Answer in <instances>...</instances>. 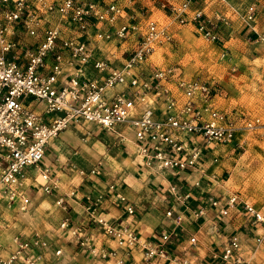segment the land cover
<instances>
[{
	"label": "built area",
	"instance_id": "built-area-1",
	"mask_svg": "<svg viewBox=\"0 0 264 264\" xmlns=\"http://www.w3.org/2000/svg\"><path fill=\"white\" fill-rule=\"evenodd\" d=\"M137 0H0V203L27 211L31 197L26 189L28 170L38 173L36 181L46 193L60 189V179L50 166L42 165L52 139L74 123L88 121L125 137L120 127L135 132L137 152L147 167L155 171L199 169L205 149L218 145L245 147L252 140L264 141V114H244L217 105V86L201 76H188L181 63L149 61L162 46L176 39V28L192 24L206 40L223 43L222 28L229 19L222 13L208 15L203 0H158L169 21H162L148 8L129 12ZM128 3V4H127ZM254 20V11L248 15ZM175 24V26H174ZM258 40L264 43V31ZM106 42H129L122 55L98 57V47ZM154 68L147 71L145 64ZM97 74H90V69ZM156 103L155 107L146 106ZM194 135L202 137L198 143ZM217 161L219 158L216 156ZM81 175L97 169H79ZM44 181L38 179L39 176ZM200 184V181H197ZM115 189V185H111ZM172 191L181 196L175 186ZM74 193V192H73ZM123 201L127 197L117 191ZM68 194L57 197V204L68 210ZM103 193L86 195L85 209L120 247H100L89 234H80L68 214L61 227L91 253L114 264H133L130 248L140 246L153 264H188L169 255L164 242L143 239L131 227L116 225L99 214ZM240 199L233 194L228 204ZM245 202L256 223H264V213ZM217 206L219 201L212 200ZM134 213V205L128 206ZM223 215L228 207L221 208ZM205 213L201 208L196 215ZM173 210L167 215L172 216ZM183 220V215L177 217ZM15 249L5 253L0 241V264H45L42 254L27 253L31 246L47 247L40 234L31 239L13 237ZM263 237L259 236L261 242ZM192 243L197 237H191ZM241 243L232 237L222 259L231 264H247ZM61 250L56 251L60 256ZM76 264V263H72Z\"/></svg>",
	"mask_w": 264,
	"mask_h": 264
},
{
	"label": "crops",
	"instance_id": "crops-1",
	"mask_svg": "<svg viewBox=\"0 0 264 264\" xmlns=\"http://www.w3.org/2000/svg\"><path fill=\"white\" fill-rule=\"evenodd\" d=\"M157 3L158 0H137L128 7V11L140 13L144 8H149L155 14V10L159 9L167 16ZM202 6L208 15L219 12L230 16L229 23L234 25L241 18L248 19V15L254 11V20H248L247 23L260 19L263 26L262 29H255L256 40L259 33L264 31V0H203ZM185 25L195 31L192 24ZM223 28L224 38L233 27L227 24ZM175 29L178 28L175 26ZM247 29L248 34L253 32L248 26ZM132 45L129 42H106L98 47L97 56H112L114 51L122 55ZM149 61L155 62L153 58ZM150 63L145 64L147 71L154 68ZM90 71V74H97L92 68ZM146 106L155 107L156 103L151 102ZM120 130L125 137L95 123L82 121L70 125L52 139L41 164L50 166L52 176L60 179V189L53 193L44 192L36 181L38 173L28 172L25 181L31 197L29 209L22 211L15 206L7 207L5 200L0 203V241L5 246L6 254L16 247L12 240L15 235L28 240L40 234L49 246H31L26 252L42 254L45 264H114V258L107 260L94 255L60 225L69 214L80 234H89L97 246L117 248L123 254L127 248L120 247L116 239L85 209L87 194L103 193L100 215L116 225L131 227L143 239L153 242H164L163 232L170 233L165 247L169 255L176 259H186L188 264H231L222 259V253L229 240L236 237L241 243L240 252L247 264H259L264 223L255 222L245 207V199L240 197L235 204H228L236 192L228 187V181L223 177L226 170L223 166L224 144L214 149L206 148L205 155L199 160V169L160 172L145 165L137 152L134 130L125 126L120 127ZM194 137L199 145L204 144L201 136ZM216 156L219 158L217 161L214 159ZM94 168L97 169L96 174L79 173V169L90 171ZM111 185H115L114 190ZM172 186L177 188L181 196L189 193L190 197L179 198L172 191ZM117 191H121L127 200L119 199ZM61 194H68V210L56 202ZM213 199L219 201L217 206L212 204ZM129 205H134V213L128 212ZM223 207H228L227 215L220 212ZM201 208L205 209V213L196 215ZM170 209L173 210L172 216L167 215ZM180 214L183 220L178 223L176 219ZM193 236L197 237L196 243L191 241ZM259 236L263 237L261 242L258 241ZM58 250L62 251L60 256L56 255ZM244 253H249L251 260L246 259ZM129 260L133 264L155 262L146 259L140 246L130 248ZM17 264H22V259Z\"/></svg>",
	"mask_w": 264,
	"mask_h": 264
},
{
	"label": "rangeland",
	"instance_id": "rangeland-1",
	"mask_svg": "<svg viewBox=\"0 0 264 264\" xmlns=\"http://www.w3.org/2000/svg\"><path fill=\"white\" fill-rule=\"evenodd\" d=\"M155 11L157 18L169 21L159 9ZM247 22L241 18L235 25L229 23L233 28L223 38L224 44L206 40L181 25L174 42L157 49L152 58L161 64L181 63L188 76H201L217 85L221 88L217 97L220 108L264 114V43L254 37L255 29L263 26L260 19ZM247 26L252 33L248 34ZM223 147V177L228 187L264 213V141L252 140L244 148L231 144ZM28 172L35 173L36 169ZM262 245L259 264H264V241Z\"/></svg>",
	"mask_w": 264,
	"mask_h": 264
},
{
	"label": "bare ground",
	"instance_id": "bare-ground-1",
	"mask_svg": "<svg viewBox=\"0 0 264 264\" xmlns=\"http://www.w3.org/2000/svg\"><path fill=\"white\" fill-rule=\"evenodd\" d=\"M39 179L41 181H44V178L41 175L39 176ZM244 255H245L246 259L251 260L252 257L249 253H244Z\"/></svg>",
	"mask_w": 264,
	"mask_h": 264
}]
</instances>
